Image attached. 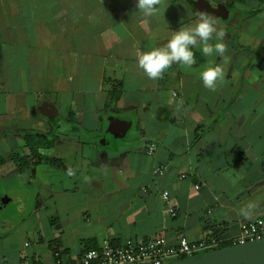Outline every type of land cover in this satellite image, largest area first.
<instances>
[{
  "label": "crops",
  "instance_id": "crops-1",
  "mask_svg": "<svg viewBox=\"0 0 264 264\" xmlns=\"http://www.w3.org/2000/svg\"><path fill=\"white\" fill-rule=\"evenodd\" d=\"M184 1L145 21L138 0H0V264H55L57 251L79 263L104 242L158 237L227 244L264 221V0ZM201 12L226 33L223 58L197 47L191 68L149 79L136 49ZM210 62L225 70L214 91L200 77Z\"/></svg>",
  "mask_w": 264,
  "mask_h": 264
},
{
  "label": "clouds",
  "instance_id": "clouds-1",
  "mask_svg": "<svg viewBox=\"0 0 264 264\" xmlns=\"http://www.w3.org/2000/svg\"><path fill=\"white\" fill-rule=\"evenodd\" d=\"M162 0H138L137 9L143 17L156 16L160 10ZM226 33L223 28L218 29V21L207 13L201 12L194 25L180 27L178 31H173L171 37L165 44L154 47L150 50L136 49L135 55L138 66L151 80H159L167 69L173 64H180L186 68H191L195 64V54L192 49L199 47L205 56L214 54L223 58L227 51L224 43ZM215 40V42H213ZM205 88L214 91L218 83L225 79V70L219 63H212L204 66L200 73ZM180 101V105H182ZM179 110V105H178ZM68 176L75 175V171L69 167ZM231 182L235 184L242 177L231 179V174L226 173ZM87 179V177L85 178ZM259 202L248 201L238 211V215L245 219H253Z\"/></svg>",
  "mask_w": 264,
  "mask_h": 264
},
{
  "label": "built area",
  "instance_id": "built-area-1",
  "mask_svg": "<svg viewBox=\"0 0 264 264\" xmlns=\"http://www.w3.org/2000/svg\"><path fill=\"white\" fill-rule=\"evenodd\" d=\"M155 146H149L148 153H154ZM165 169L155 171L164 174ZM182 178H185L183 176ZM199 187H197L198 189ZM163 200L170 201L168 191L163 193ZM173 218L178 216L177 203L170 209ZM240 235L230 243H224L213 236L199 242H190L181 238L177 246H170L165 237H158L145 242L128 240L121 245L104 242L98 250L86 251L79 263H73L68 258H63L60 251L54 253L55 264H171L201 254L215 252L226 247H235L264 240V221L257 220L246 222L240 226ZM28 264H42L40 262Z\"/></svg>",
  "mask_w": 264,
  "mask_h": 264
},
{
  "label": "water",
  "instance_id": "water-1",
  "mask_svg": "<svg viewBox=\"0 0 264 264\" xmlns=\"http://www.w3.org/2000/svg\"><path fill=\"white\" fill-rule=\"evenodd\" d=\"M211 5L212 14L218 17L224 15L225 8L223 6L214 2ZM115 127L117 132L119 129L116 124L112 125L111 129L115 130ZM171 264H264V240L246 245L226 247Z\"/></svg>",
  "mask_w": 264,
  "mask_h": 264
},
{
  "label": "rangeland",
  "instance_id": "rangeland-1",
  "mask_svg": "<svg viewBox=\"0 0 264 264\" xmlns=\"http://www.w3.org/2000/svg\"><path fill=\"white\" fill-rule=\"evenodd\" d=\"M184 1V0H183ZM231 1H234V0H231ZM237 1L238 0H235V4L237 5ZM255 1L256 0H253V2H254V4H255ZM185 3H181V4H186V7H187V10H185V9H180V13L182 14V16L187 20V22H189L188 21V19H189V17H190V9H189V3H186V1H184ZM161 4H163V5H165L166 3H165V0H162V3ZM163 5H160L159 7H161V8H163ZM160 8V9H161ZM175 11H177V12H179V9L178 8H176V10ZM177 12H175V13H177ZM235 12H238L237 10L235 11L234 10V13ZM239 13V12H238ZM241 13V12H240ZM254 13H256V14H258L259 12H254ZM174 14V12H171V14L170 15H173ZM242 15V14H241ZM235 16H237L236 14H235ZM248 16H252V15H248ZM263 15H256V17H262ZM253 18H256V17H254V16H252ZM234 18H236V17H234ZM234 18H233V20H234ZM236 20V19H235ZM185 22V21H184ZM232 27H234V25L232 26ZM9 207H8V210L10 211V212H12V210H14V209H16V206L14 205V204H10V205H8ZM3 212L4 213H8V211H7V208H5L4 210H3ZM26 227H27V225H26Z\"/></svg>",
  "mask_w": 264,
  "mask_h": 264
},
{
  "label": "trees",
  "instance_id": "trees-1",
  "mask_svg": "<svg viewBox=\"0 0 264 264\" xmlns=\"http://www.w3.org/2000/svg\"><path fill=\"white\" fill-rule=\"evenodd\" d=\"M241 1H244V0H240V2ZM31 142H30V139H29V137L27 138V144H30ZM48 162L50 163V164H52V165H55V166H57V167H60V168H63L65 171H66V169L63 167V165H62V163L60 162V161H58V160H56V159H49L48 160Z\"/></svg>",
  "mask_w": 264,
  "mask_h": 264
}]
</instances>
